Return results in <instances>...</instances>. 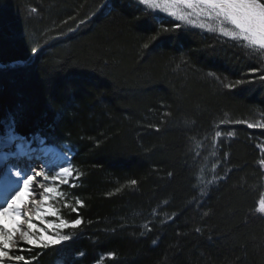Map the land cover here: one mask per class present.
<instances>
[{"label": "trees", "instance_id": "16d2710c", "mask_svg": "<svg viewBox=\"0 0 264 264\" xmlns=\"http://www.w3.org/2000/svg\"><path fill=\"white\" fill-rule=\"evenodd\" d=\"M176 24L131 0H0V134L11 117L74 147L47 221L82 223L19 244L29 264H264V52Z\"/></svg>", "mask_w": 264, "mask_h": 264}, {"label": "snow or ice", "instance_id": "6c2138e0", "mask_svg": "<svg viewBox=\"0 0 264 264\" xmlns=\"http://www.w3.org/2000/svg\"><path fill=\"white\" fill-rule=\"evenodd\" d=\"M132 3L139 6H148L149 9L159 8L160 5L153 2V0H131ZM182 8L177 13L173 11L171 13L177 20L184 21L185 24H195L200 29H207L212 32H219L224 37H230L234 41L246 42V46L249 48H256L261 52H264V0H181ZM183 8H189L191 12L183 11ZM32 11H35L33 9ZM152 15V13H148ZM195 16V20L191 17ZM204 18V19H201ZM155 20L156 17L153 16ZM182 25L176 24L175 28L179 29ZM164 31H172V28H165ZM37 49H33L36 52ZM256 71V70H253ZM260 80H264V74L260 75ZM244 80H238L235 84H228L226 87L233 88L236 85L244 83ZM9 135L8 141L15 142L18 136L14 133L15 121L10 117ZM253 124H248V127H254ZM264 127V125H260ZM217 136H220V132H216ZM264 163V161H261ZM32 171L31 168L27 171H21L17 169L13 174L17 177V183L22 180V187L15 191V194L6 193L4 195V204H0V216H8L11 214V220L15 224H19L20 221V209L17 201L20 200L22 192H28L29 195H36L34 191H29L30 185L33 182V175H28L27 172ZM34 175L44 177V180H48L49 176L42 172H34ZM71 176V171L68 167H61L59 172L55 176H52V180L59 178L61 184L68 183L67 177ZM135 183V181H133ZM38 187L43 189L44 193L55 192L56 189L52 187H46L44 184H39ZM11 196V199H9ZM47 196L43 197L41 203H46ZM77 204L82 206V202L77 200ZM6 205V206H5ZM76 211V209H73ZM259 211L264 213V199L260 201ZM46 214L50 216H56L57 213L49 207L46 210ZM41 213L37 210V219H39ZM82 220L75 218L70 222L65 219H60L59 223L51 224L50 227L55 229L71 228L76 229L80 226ZM28 231H21L19 227L9 228L7 223L0 224V264H13V262H23V264H29L26 257L20 252H23V248H16V254H11L12 249L15 247L13 236L16 232H19L20 240L28 245L34 247L48 248L50 245H60L62 242L69 241L71 236L68 234H60L57 231L54 235H46L43 229H39V235H35L33 238V230L36 229V225L32 222L27 223Z\"/></svg>", "mask_w": 264, "mask_h": 264}, {"label": "rangeland", "instance_id": "374dc122", "mask_svg": "<svg viewBox=\"0 0 264 264\" xmlns=\"http://www.w3.org/2000/svg\"><path fill=\"white\" fill-rule=\"evenodd\" d=\"M153 2L157 3L160 5L159 8H154V9H149L148 6H144L146 9L152 11L153 13H155L157 16L159 17H165V18H169L175 22H177L178 24H181L183 27H188V28H192V29H196L202 32H207V33H211L214 34L216 36L219 37H223L226 39H230L232 40L230 37H224L221 33L217 32H212V31H208L207 29H200L199 27L195 26V24H185L184 21H180L177 20L174 16L171 15V13L173 11L175 12H179L182 8V3L181 0H153ZM183 11L185 12H191L192 10L189 8H183ZM193 20H195V16L191 17ZM204 19V18H201ZM9 134V133H8ZM40 141H42V138H39L37 140V142L39 143ZM47 141V140H45ZM1 142V141H0ZM51 142V141H50ZM60 144V143H59ZM61 145L64 147V149L67 151V158L68 161H70L69 163V169L71 171V176L67 177L68 182L73 178V166L71 163V155L73 154L74 151V147L70 144V143H61ZM206 159L203 163L201 172L199 174V181L200 183H203V179L207 176V174H209L212 171V167L210 166V162L212 160V153H206ZM210 168V169H209ZM31 169L33 170V168L31 167ZM3 171V170H2ZM210 171V172H209ZM52 176H55L54 174L49 175V179L48 180H44V178H42L39 183L40 184H44L46 187H52L55 188L56 190L60 187V186H64L65 184H61L59 178H57L56 180H52ZM55 192L52 193H44L43 190L40 191V195L38 198H36L35 201V207L33 208H28L27 209V216H21L20 217V223L18 224L17 227L20 228L21 231H28L27 229V223L30 221L33 224L36 225V231L33 232V238H35V235H39V229H43L46 235H54L57 231L62 232L63 229H55L50 227V224L47 221V217H55V216H50L46 214V210L49 208L50 206V200H53V198H55ZM47 196L48 200L46 203H41V201L43 200V197ZM262 200V199H261ZM260 200V201H261ZM260 201L258 203V211H259V205H260ZM37 210L40 211L41 216L39 219H37ZM58 223V222H56ZM0 224H4V223H0ZM9 228H13L11 226H8ZM13 241L15 243V247L12 249V252L16 250V248L18 247L19 244L23 243L20 240V236H19V232H16L13 236ZM14 264V263H13Z\"/></svg>", "mask_w": 264, "mask_h": 264}, {"label": "bare ground", "instance_id": "6f19581e", "mask_svg": "<svg viewBox=\"0 0 264 264\" xmlns=\"http://www.w3.org/2000/svg\"><path fill=\"white\" fill-rule=\"evenodd\" d=\"M18 134V133H17ZM1 141V140H0ZM40 151L42 153V161L39 162L40 166L31 165L33 168L32 171H28V175H33V182L30 185L29 191H34L36 195H29L28 192H22L20 195V200L17 201L20 209V217L27 216V209L35 207V199L39 197L40 191L43 189L38 187L40 184L39 181L44 178L42 176H35L34 172H42L45 175H51L59 172L60 168L69 167L70 161L67 158V151L64 147L56 142L50 141H40L39 143ZM3 144L0 142V151L4 148H1ZM10 152L8 150H4L0 153V164L5 160V157L8 158ZM28 165H23L19 170L27 171V169L31 168ZM17 169L12 170L11 167H8L4 172H0V204H4V195L6 193L15 194V191H18L22 187V180L18 184L17 177L13 174ZM11 199V196H9ZM6 206V205H5ZM0 223H7L8 226L17 227L18 224H15L11 220V214L8 216H0Z\"/></svg>", "mask_w": 264, "mask_h": 264}]
</instances>
